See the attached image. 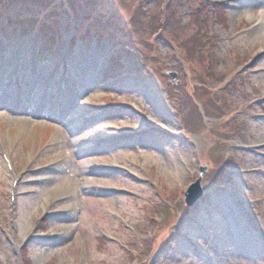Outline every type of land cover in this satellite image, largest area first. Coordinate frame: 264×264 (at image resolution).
Masks as SVG:
<instances>
[{"label":"rangeland","instance_id":"1","mask_svg":"<svg viewBox=\"0 0 264 264\" xmlns=\"http://www.w3.org/2000/svg\"><path fill=\"white\" fill-rule=\"evenodd\" d=\"M263 22L264 0H0V264H264Z\"/></svg>","mask_w":264,"mask_h":264},{"label":"water","instance_id":"2","mask_svg":"<svg viewBox=\"0 0 264 264\" xmlns=\"http://www.w3.org/2000/svg\"><path fill=\"white\" fill-rule=\"evenodd\" d=\"M172 77L175 76V73L171 75ZM207 167L200 166V174L197 180H195L193 183L189 184L186 192L184 193V201L186 203L187 207H192L200 200V198L203 196V189L201 185L202 181V175L205 172Z\"/></svg>","mask_w":264,"mask_h":264},{"label":"bare ground","instance_id":"3","mask_svg":"<svg viewBox=\"0 0 264 264\" xmlns=\"http://www.w3.org/2000/svg\"><path fill=\"white\" fill-rule=\"evenodd\" d=\"M255 16H256V15L250 14L248 18L255 17ZM263 24H264V22H263ZM12 176H13V175H12ZM13 177H15V175H14Z\"/></svg>","mask_w":264,"mask_h":264}]
</instances>
